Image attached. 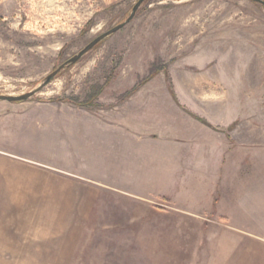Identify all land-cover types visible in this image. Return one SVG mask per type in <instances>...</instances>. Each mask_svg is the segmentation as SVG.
I'll return each mask as SVG.
<instances>
[{"label": "rangeland", "instance_id": "obj_1", "mask_svg": "<svg viewBox=\"0 0 264 264\" xmlns=\"http://www.w3.org/2000/svg\"><path fill=\"white\" fill-rule=\"evenodd\" d=\"M136 2L0 0V94L33 91L95 37L122 23ZM192 60L207 66L189 65ZM141 83L139 89H170L176 101L173 89H188L186 97L208 109L238 97L237 122L228 129L238 130L242 149L251 126L256 140L250 146L262 149L264 7L249 0H146L127 26L31 99L0 101V114L38 112L60 99L103 109L98 97L104 89H129L127 97ZM32 150L39 152L38 143ZM14 170L38 179L29 168ZM145 217L63 222L54 206L40 204L38 191L18 184L0 189V264H264V240L248 237L247 221L214 214L208 218L216 221L198 222Z\"/></svg>", "mask_w": 264, "mask_h": 264}, {"label": "crops", "instance_id": "obj_2", "mask_svg": "<svg viewBox=\"0 0 264 264\" xmlns=\"http://www.w3.org/2000/svg\"><path fill=\"white\" fill-rule=\"evenodd\" d=\"M128 90L104 89L103 109L51 102L38 112L0 114V189L38 191L40 204L54 206L63 222L161 214L198 222L214 214L247 221L248 237L264 240V147L250 146L251 126L242 149L238 130L228 129L240 99L208 109L186 97L188 89H173L177 101L170 89L123 97ZM17 166L38 179L21 178Z\"/></svg>", "mask_w": 264, "mask_h": 264}, {"label": "water", "instance_id": "obj_3", "mask_svg": "<svg viewBox=\"0 0 264 264\" xmlns=\"http://www.w3.org/2000/svg\"><path fill=\"white\" fill-rule=\"evenodd\" d=\"M145 1L146 0H137L135 5L132 7L129 16L122 23L117 24L110 30L95 37L77 54L73 55L71 58L63 62L54 71H52L49 75H47L33 91L18 96H6L0 94V101H5L9 103H20L31 99L34 95L38 94L39 92H41L42 89L48 86L64 69H66L69 66L75 65L87 53L91 52L98 44L105 41L107 38H109L110 36L114 35L118 31L123 29L125 26H127L134 19L138 9L142 6V4ZM249 1L264 7V0H249Z\"/></svg>", "mask_w": 264, "mask_h": 264}, {"label": "trees", "instance_id": "obj_4", "mask_svg": "<svg viewBox=\"0 0 264 264\" xmlns=\"http://www.w3.org/2000/svg\"><path fill=\"white\" fill-rule=\"evenodd\" d=\"M103 42H104V41H103ZM103 42H101L100 44H98L93 50H95V49H97L99 46H101V44H102ZM72 66H73V65H72ZM151 78H152V75H151L150 78L147 79L146 81H149ZM141 85H143V84L141 83L139 86L133 88V89L130 91V93H129L128 95L134 93L137 89H139V87H140ZM58 101H59V102H65L64 100H61V99L58 100ZM77 105H78V104H77ZM79 106L84 107L83 105H79Z\"/></svg>", "mask_w": 264, "mask_h": 264}]
</instances>
